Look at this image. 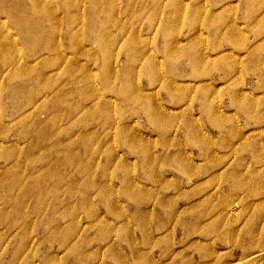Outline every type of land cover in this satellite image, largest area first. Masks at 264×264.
I'll list each match as a JSON object with an SVG mask.
<instances>
[{"label":"rangeland","instance_id":"1","mask_svg":"<svg viewBox=\"0 0 264 264\" xmlns=\"http://www.w3.org/2000/svg\"><path fill=\"white\" fill-rule=\"evenodd\" d=\"M0 264H264V0H0Z\"/></svg>","mask_w":264,"mask_h":264}]
</instances>
